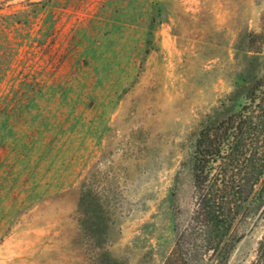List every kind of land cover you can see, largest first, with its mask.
I'll return each mask as SVG.
<instances>
[{
	"label": "rangeland",
	"instance_id": "rangeland-1",
	"mask_svg": "<svg viewBox=\"0 0 264 264\" xmlns=\"http://www.w3.org/2000/svg\"><path fill=\"white\" fill-rule=\"evenodd\" d=\"M261 77L264 0H0V264H91L99 207L112 260L164 264L202 129ZM263 216L227 264L255 259Z\"/></svg>",
	"mask_w": 264,
	"mask_h": 264
},
{
	"label": "trees",
	"instance_id": "trees-1",
	"mask_svg": "<svg viewBox=\"0 0 264 264\" xmlns=\"http://www.w3.org/2000/svg\"><path fill=\"white\" fill-rule=\"evenodd\" d=\"M86 195L90 202L103 203L91 191ZM255 207L264 215V77L251 85L236 112L202 129L194 154L191 209L164 264H227L237 227ZM100 208L79 217L90 263L117 264L106 254V225L98 223L95 230L83 222L88 215L86 221L110 216ZM250 264H264V233Z\"/></svg>",
	"mask_w": 264,
	"mask_h": 264
}]
</instances>
